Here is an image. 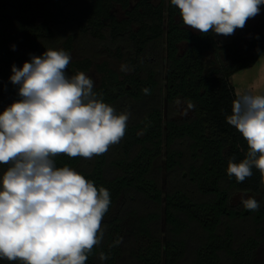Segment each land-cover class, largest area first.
Segmentation results:
<instances>
[{"label":"trees","instance_id":"1","mask_svg":"<svg viewBox=\"0 0 264 264\" xmlns=\"http://www.w3.org/2000/svg\"><path fill=\"white\" fill-rule=\"evenodd\" d=\"M80 47L87 53L77 55ZM49 48L70 54L69 76L99 71L93 90L131 114L105 154L55 157L110 192L104 236L86 264H264V177L255 168L242 183L227 175L247 144L226 120L238 94L231 75L264 51V16L220 42L184 25L170 0H0V114L20 99L12 66ZM163 171L179 182L164 187ZM242 197L259 209L246 210ZM237 219L252 223L240 239Z\"/></svg>","mask_w":264,"mask_h":264},{"label":"clouds","instance_id":"2","mask_svg":"<svg viewBox=\"0 0 264 264\" xmlns=\"http://www.w3.org/2000/svg\"><path fill=\"white\" fill-rule=\"evenodd\" d=\"M170 2L188 28L224 36L244 28L264 5V0ZM71 59L65 50L49 48L22 68L12 66L10 81L19 85L20 99L0 114V164L7 165L0 176V259L86 264L102 242L109 190L68 165L58 167L55 157L92 159L105 154L125 136L131 114H117L84 72L67 75ZM120 70L132 69L122 64ZM226 120L247 144L242 160H229L227 175L242 183L255 168L264 177V93H238ZM242 204L250 211L260 207L254 198L242 197ZM122 240L118 237L112 246ZM99 259L108 256L100 252Z\"/></svg>","mask_w":264,"mask_h":264},{"label":"rangeland","instance_id":"3","mask_svg":"<svg viewBox=\"0 0 264 264\" xmlns=\"http://www.w3.org/2000/svg\"><path fill=\"white\" fill-rule=\"evenodd\" d=\"M257 16H264V5L260 6V13ZM237 31L238 29L235 30L234 34L228 36L216 34V37L220 42H227L231 40V38L237 33ZM84 49L82 47L78 48L77 55L86 54L87 49L85 50ZM106 57H108V59L118 68H120L122 64H125L123 60L122 61L118 60V58L115 56L114 57L106 56ZM263 69H264V51L262 52L261 56L258 58L255 64L241 68L231 75V81L235 86L236 92L241 93L244 91H250L253 94L264 93V80L261 75ZM85 74L93 80L94 85H97L101 80V73L96 69H92L91 71ZM251 81L257 83L255 84L254 88H251V86H247ZM239 83L243 84L245 87H241ZM242 88L243 91L241 90ZM238 89L240 91H238ZM179 176L180 175L169 174L166 171H163L161 176L163 186L166 187L167 185H172L174 182L178 183L180 179L178 178ZM238 198L239 196H236V198L233 199V201L237 202L239 200ZM235 223L237 226V235L239 239L242 238L245 234L250 232L252 223L249 220L237 219Z\"/></svg>","mask_w":264,"mask_h":264},{"label":"crops","instance_id":"4","mask_svg":"<svg viewBox=\"0 0 264 264\" xmlns=\"http://www.w3.org/2000/svg\"><path fill=\"white\" fill-rule=\"evenodd\" d=\"M257 62V61H256ZM261 75H262V78H263V80H264V69H263V71L261 72ZM255 84H257L256 82H253V81H251V82H249V84L247 85V86H251V88H254L255 87ZM239 85L241 86V87H245L243 84H241V83H239ZM242 91H243V88L241 89ZM238 91H240L239 89H238Z\"/></svg>","mask_w":264,"mask_h":264}]
</instances>
